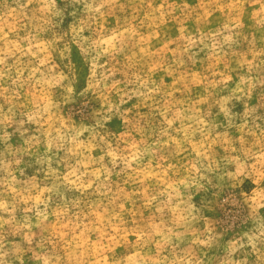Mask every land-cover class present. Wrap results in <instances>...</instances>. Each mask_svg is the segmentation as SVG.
Instances as JSON below:
<instances>
[{
    "label": "clouds",
    "instance_id": "1",
    "mask_svg": "<svg viewBox=\"0 0 264 264\" xmlns=\"http://www.w3.org/2000/svg\"><path fill=\"white\" fill-rule=\"evenodd\" d=\"M187 3H165L160 9L152 8L147 0H0V264H264V52L245 73L252 76L259 67L262 74L258 79L252 76L235 89L227 79L232 74L227 49L244 39L241 19L246 3L259 4L258 11H251L249 16L259 24L260 40L264 41V0H209V10L223 8L229 24L227 32H218L215 37L206 31L203 5L191 8ZM66 16L71 17L70 26L65 24ZM165 16L181 25L188 16L199 18L200 27L205 29L198 39L186 33L191 43L183 39L174 42L179 54L173 67L191 62L196 49H207L221 59L223 68L213 66L202 74L207 88L203 102L189 91L194 87L190 77L180 98L183 103L169 101L167 116L159 123L160 141L167 140L168 144L163 152L161 142L148 146L152 153L141 145V156L154 155L159 162L174 165L171 179L176 186L165 189L166 195L157 187L149 193L155 197V220L132 218L127 233L123 227L120 231L106 227L103 237L92 243L87 233L94 229L80 221L93 218L88 198L106 182L84 167L88 158L83 149L77 152V145L84 133H89L98 147L119 153L121 174L126 173L129 182L138 181L136 170L143 169L141 157L133 162L129 159L133 153L116 140L109 144L104 123L124 115L116 97L151 96L142 93L139 86L129 91V84L139 85L151 71V61L139 51L145 31H160V42H167ZM110 18L114 25L108 24ZM45 34L50 38L47 51L40 43ZM48 54L55 59L49 60ZM136 75L140 81L132 79ZM257 87L260 103L247 108L242 118L236 116L231 110L233 104H247ZM164 91L159 92L162 98H166ZM81 97L96 102L91 128H81L71 118L74 109L68 105ZM216 117L223 120L219 135ZM169 118L176 127L168 126ZM233 128L238 136L230 134ZM17 132L26 139L13 146L11 138ZM129 132L138 134V125H131ZM172 136L178 137L182 149H177ZM70 158L75 159V165L69 164ZM33 165L47 173L45 179L51 182L48 191L56 196L66 191L72 180L83 184L92 181L93 188L82 196V211L72 226L61 227L65 220L50 218L51 209L43 202L36 204L40 185L24 176ZM58 165L71 169L67 176L61 170L53 171ZM97 166L102 168L99 162L90 165ZM209 177L236 183L245 177L259 181L256 191L238 202L240 224L253 220L258 227L237 233L240 239L235 244L220 240L208 229H191V221L200 214L193 208L192 196ZM103 195L107 203L102 205L110 210L118 212L119 205L127 203L110 188ZM142 201L143 195L135 201L141 209ZM173 204L181 207L184 224L177 226L169 218ZM84 212L89 216L83 217ZM18 213L24 217L17 219ZM128 234L139 239L129 240ZM200 242L206 248H199ZM212 249H219L215 257L204 255Z\"/></svg>",
    "mask_w": 264,
    "mask_h": 264
},
{
    "label": "rangeland",
    "instance_id": "2",
    "mask_svg": "<svg viewBox=\"0 0 264 264\" xmlns=\"http://www.w3.org/2000/svg\"><path fill=\"white\" fill-rule=\"evenodd\" d=\"M179 2L180 0H157L156 3H153L152 0H147V3L152 8L160 9L164 8L165 3L178 4ZM208 4L209 0H188L186 6L196 8L197 5H203L201 11L207 20L206 31L213 37L218 32H227L229 24L224 9L220 8L213 12L207 7ZM258 9L259 4H245V15L241 19L244 29V39L237 40L231 48L227 49V58L232 63V74L227 79L233 89L237 85L243 87L252 76L258 79L262 74L261 68L258 67L252 73V76L245 75L252 67L254 61L259 62L262 58V52H264V41L260 40V26L249 16L251 11H258ZM163 20V33L167 36V42H160V31L154 34H148L145 31L140 37V44L143 46L139 48V51L151 61V71L139 85L134 83L129 84V91H133L139 86L142 93L148 92L151 93V96L133 95L124 98L116 97L124 115H117L104 123V130L108 137L111 138L108 140L109 144H112V141L116 140L124 149L133 153V155L129 156V159L133 162L136 161L137 157H141L143 169L136 170L138 181L132 179L129 182L130 178L127 174H121L123 165L119 162V153L115 151L108 152L106 149L98 147L93 142L95 138L90 137L89 133L85 132L81 138L82 143L77 145V152L83 149L88 158L87 162L84 163V167L92 171L97 179H102L106 182L97 189L94 195L88 198L89 212L93 218L81 219L80 221L81 224L94 229V231L87 233L88 240L92 243H95L98 238L103 237L106 227H111L116 231H120L121 227H123L127 233L128 224L132 218L138 216L143 220H155L153 210L155 197H151L149 193L153 187H157L166 195L165 189L170 190L176 186L175 181L171 179L174 175V165L168 164L166 161L161 163L154 155L141 156V145L143 144L148 147L156 142H161L164 145L161 149L163 152L168 147V144L167 140L160 141L159 123L164 121L167 116L169 101L183 103L180 98L184 95L183 87L187 86L190 77L194 87L190 88L189 91L203 102L204 96L202 94L207 91V88L202 74L207 73L213 66L223 68L221 59L214 58L207 49H196L195 58L191 62L185 61L183 64L173 67L175 58L179 54L178 46L174 42L183 39L185 43H191L185 34L188 33L192 38L198 39L199 34H203L205 29L200 27L199 18L194 19L191 16L186 18L183 25L177 23L174 19H169L168 16L163 17ZM65 24L70 26L71 17H65ZM108 24L114 25V20L110 18ZM49 42L50 38L45 34L44 38L40 41L45 51H47ZM47 58L49 60L55 59L51 54H48ZM213 60H215V65H213ZM41 62H45L43 54ZM57 63L59 62L57 61ZM237 65L239 66V71L236 70ZM132 79L140 81V76H133ZM161 89L165 90L163 96L166 98H162L159 95ZM259 103L260 92L257 87L251 91L247 104L236 102L233 104L231 110L236 116L242 118L247 108H255ZM68 107L74 109L71 118L78 126L81 128H91L94 126L96 102L91 97H81L68 105ZM216 121L218 125L217 134L219 135L223 132V120L221 117H216ZM133 124L138 125V134L136 135H132L129 132V128ZM168 126L176 127L170 118L168 119ZM230 134L238 136L239 132L233 128ZM11 139L13 146H19L24 143L26 137L21 136L17 132ZM171 140L176 144L177 149H182L177 136H172ZM193 147L195 148L196 145L193 144ZM153 151L151 147H148L149 153ZM180 154H183L182 151ZM61 158H64V154H61ZM113 160H116L117 163L112 164ZM68 162L72 165L76 163L74 158H70ZM97 162H99L102 168L100 166L90 167V165H96ZM113 168L116 169L115 173H113ZM57 170L63 171L64 175L67 176L71 169L64 165H58L53 171ZM46 175V172L41 173L35 165L28 167L24 172L26 179L34 180L40 185V191L35 196L36 204L40 206L43 202L44 207L50 208L52 211V217L50 218L65 220V225H61V227L72 226L77 216L81 214L82 196L87 195L93 188L92 181L83 184L72 180L70 181L71 186L59 196H56L50 194L48 191L51 187V182L45 179ZM258 185L259 181L251 177H245L239 183L226 180L223 177L216 180L209 177L208 181L192 196L193 208L200 214L195 220L191 221V229L193 231L208 229L214 232L220 240H227L230 244H235L240 239L237 233H243L249 229L258 227L253 220H249L248 223L243 225L238 220L239 200L243 196H250L256 191ZM109 188L111 189V193H115L122 200L127 201V203L119 205L118 212L114 208L110 210L108 207L102 205V202L107 203V199L103 193ZM140 195H143L142 209L138 203H135L136 198ZM45 197H47V200H45ZM65 201L68 204H65ZM69 204L71 207H69ZM89 212H84L83 217H88ZM23 217V213H18L17 219ZM27 218H31V216L29 215ZM169 218L174 219L177 226L186 222L181 207H177L175 204L171 208ZM158 223L159 221H156V224ZM153 226L155 227V225ZM83 234L84 229L82 228V237ZM127 238L129 240L139 239L138 236L131 234H128ZM198 247L203 249L206 248V245L200 242ZM218 252L219 249H212L210 252H205L204 255L215 257ZM225 257L227 258L226 253Z\"/></svg>",
    "mask_w": 264,
    "mask_h": 264
}]
</instances>
